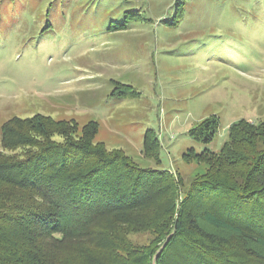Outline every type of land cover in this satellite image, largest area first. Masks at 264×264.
Instances as JSON below:
<instances>
[{
  "label": "rangeland",
  "instance_id": "374dc122",
  "mask_svg": "<svg viewBox=\"0 0 264 264\" xmlns=\"http://www.w3.org/2000/svg\"><path fill=\"white\" fill-rule=\"evenodd\" d=\"M115 23L125 27L108 30ZM36 115L63 122V134L45 124L55 141L80 143L95 122L93 142L168 171L185 192L207 165L184 153L219 152L231 124L264 122V0H0V130ZM211 117L212 140L194 138ZM146 133L156 140L149 155ZM168 187L125 211L130 245L163 244L176 216ZM109 217L102 223L114 226ZM62 240L64 251L76 243Z\"/></svg>",
  "mask_w": 264,
  "mask_h": 264
},
{
  "label": "trees",
  "instance_id": "16d2710c",
  "mask_svg": "<svg viewBox=\"0 0 264 264\" xmlns=\"http://www.w3.org/2000/svg\"><path fill=\"white\" fill-rule=\"evenodd\" d=\"M124 27L115 23L108 30ZM27 119H12L0 130V264H152L161 245H130L124 233L135 222L125 211L167 184L176 216L156 264H264V122H234L219 152L184 153L207 169L181 193L168 171L142 168L123 150L93 142L95 122L83 126L82 142L72 143L46 131L49 123L51 132L63 134L62 121ZM14 120L22 124L19 131L12 129ZM217 126L215 117L206 118L190 134L210 142ZM155 141L145 134V155ZM20 146L31 148L6 152ZM108 216L114 226L102 223ZM66 237L76 243L64 251ZM80 254L100 259L76 261Z\"/></svg>",
  "mask_w": 264,
  "mask_h": 264
},
{
  "label": "water",
  "instance_id": "95a60500",
  "mask_svg": "<svg viewBox=\"0 0 264 264\" xmlns=\"http://www.w3.org/2000/svg\"><path fill=\"white\" fill-rule=\"evenodd\" d=\"M165 243H166V240L163 242V244L161 245V247L154 254L153 259H152V264H156L155 263L156 262V259H157L158 255H159L160 250L162 249V247H164Z\"/></svg>",
  "mask_w": 264,
  "mask_h": 264
}]
</instances>
